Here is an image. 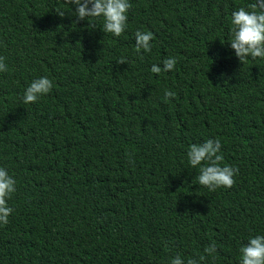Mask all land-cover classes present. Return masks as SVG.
<instances>
[{
  "label": "trees",
  "instance_id": "16d2710c",
  "mask_svg": "<svg viewBox=\"0 0 264 264\" xmlns=\"http://www.w3.org/2000/svg\"><path fill=\"white\" fill-rule=\"evenodd\" d=\"M254 2L129 0L115 37L67 0H0V167L16 181L0 264H239L264 235V58L241 63L229 43L231 13ZM41 76L51 91L23 103ZM207 139L238 168L231 188L209 191L188 163Z\"/></svg>",
  "mask_w": 264,
  "mask_h": 264
},
{
  "label": "clouds",
  "instance_id": "9594fccd",
  "mask_svg": "<svg viewBox=\"0 0 264 264\" xmlns=\"http://www.w3.org/2000/svg\"><path fill=\"white\" fill-rule=\"evenodd\" d=\"M67 3L75 5L74 15L77 20L103 17L102 31L111 33L115 37L121 36L127 26V13L131 8L129 0H67ZM89 5H91L89 7ZM63 17V11H57ZM89 21V26L96 25ZM230 47L234 50L236 57L243 63L246 58H264V0H255L247 8L240 7L231 13ZM135 50L140 53L151 51L153 33L137 30L134 33ZM118 64L125 63L126 57H121ZM175 57L164 59L163 68L153 64L150 71L160 74L162 71H171L176 64ZM5 57L0 56V72L7 71ZM53 87L52 81L47 76L34 79L24 90L22 101L25 104L35 103L40 96L48 94ZM176 94L170 90L164 91V99L174 97ZM221 142L218 139H207L203 143H192L187 149V160L191 167L199 166V174L196 177L198 183L205 186L209 191L217 188H231L235 181L234 176L238 174V168L224 164L223 157L219 154ZM131 162V160H130ZM16 181L8 174L7 170L0 167V225H7L8 218L13 209L7 201L16 191ZM217 251L215 243L204 249L207 255ZM239 264H264V235L250 236L246 244L239 248ZM205 256L189 258L186 264H200ZM170 264H185V261L177 255L170 260Z\"/></svg>",
  "mask_w": 264,
  "mask_h": 264
}]
</instances>
